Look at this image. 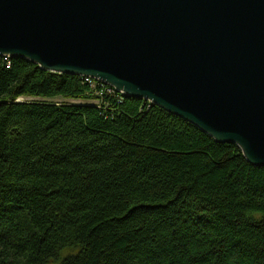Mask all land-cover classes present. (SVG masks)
<instances>
[{"label": "trees", "instance_id": "1", "mask_svg": "<svg viewBox=\"0 0 264 264\" xmlns=\"http://www.w3.org/2000/svg\"><path fill=\"white\" fill-rule=\"evenodd\" d=\"M141 104L0 58V264H264V168Z\"/></svg>", "mask_w": 264, "mask_h": 264}, {"label": "water", "instance_id": "2", "mask_svg": "<svg viewBox=\"0 0 264 264\" xmlns=\"http://www.w3.org/2000/svg\"><path fill=\"white\" fill-rule=\"evenodd\" d=\"M0 58L148 100L264 167V0H0Z\"/></svg>", "mask_w": 264, "mask_h": 264}, {"label": "bare ground", "instance_id": "3", "mask_svg": "<svg viewBox=\"0 0 264 264\" xmlns=\"http://www.w3.org/2000/svg\"><path fill=\"white\" fill-rule=\"evenodd\" d=\"M16 31H17V29H16ZM23 42V41H22ZM9 63H7V65H8ZM31 64V63H30ZM33 65V64H32ZM36 66V65H35ZM41 70V69H40ZM46 72V71H45ZM51 73V72H50ZM54 74H56V73H54ZM79 79H84V81H85V83L86 82H89L90 83V85H92V86H94V88H96V85H95V83L96 84H100V85H103L104 87L106 86L107 88H106V90L105 91H108V95L109 96H107L106 95V97L107 98H113V97H115V92H117V93H119L122 97H124V94H123V92L122 91H119V90H116L115 88H113V87H110V86H108L107 84H105L104 82H101V81H99V80H94V79H92V78H88V77H78ZM110 89H112V90H110ZM103 93V92H102ZM115 94V95H114ZM119 97V96H118ZM125 98V97H124ZM123 99V98H122ZM127 99H129V98H127ZM132 100H135V99H132ZM137 101H144V102H147L150 106H154L150 101H148V100H144V99H142V100H137ZM18 102H21V101H19L18 100ZM154 107H156V106H154ZM159 108V107H158ZM160 109V108H159ZM162 110V109H161ZM164 111V110H163ZM166 113H168V112H166ZM169 114V113H168ZM176 117V116H175ZM178 118V117H177ZM184 121V120H183ZM192 126V125H191ZM194 127V126H193ZM195 128V127H194ZM198 130V129H197ZM199 131V130H198ZM206 135V134H205ZM215 142V141H214ZM241 152V151H240ZM242 154V153H241ZM243 156V155H242ZM258 168H264V167H258Z\"/></svg>", "mask_w": 264, "mask_h": 264}, {"label": "rangeland", "instance_id": "4", "mask_svg": "<svg viewBox=\"0 0 264 264\" xmlns=\"http://www.w3.org/2000/svg\"><path fill=\"white\" fill-rule=\"evenodd\" d=\"M4 61H8V59L9 58H2ZM8 63V62H7ZM81 80V82L83 83V84H85V85H87L89 88H90V93L92 94V95H96V96H98V97H102V96H105V95H107V96H109L108 95V91H105L106 89H104L103 87H101L100 89H98L99 88V86H96V88H94V86H92V85H90V83L89 82H86L85 83V81H84V79H80ZM110 90H112V89H110ZM113 91V90H112ZM103 92V93H102ZM116 94V95H115ZM115 97H114V99H116V100H118V101H123V99L122 98H124V97H122L119 93H117V92H115ZM119 96V97H118ZM19 101H22V99L21 100H19ZM75 103H80L79 101H75ZM143 103H145V104H148L147 102H144V101H142V104H141V108L143 109V105H145V104H143ZM91 104H93V105H97V103L96 102H91ZM140 108V109H141Z\"/></svg>", "mask_w": 264, "mask_h": 264}]
</instances>
